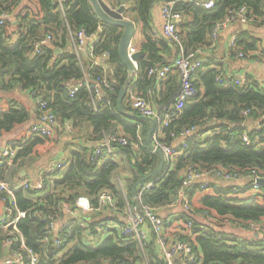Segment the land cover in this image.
<instances>
[{"label":"trees","instance_id":"1","mask_svg":"<svg viewBox=\"0 0 264 264\" xmlns=\"http://www.w3.org/2000/svg\"><path fill=\"white\" fill-rule=\"evenodd\" d=\"M155 1L126 0L124 17L142 24L146 38L142 49L147 53L145 60L137 62L136 80L131 84V76L118 55L121 29L102 24L89 0H64V14L57 0H0V16L10 15V20H2L0 24V140L15 141L18 147L11 165H0V181L17 187L21 180L18 171L37 162L39 152L51 139L31 135L22 142L16 137L10 138L31 116L30 109L17 100L16 91L32 97L38 113L39 99L46 102L47 110L59 123L68 121L78 132L91 128V136L99 141L103 136L119 132L128 141L126 146L113 145L126 162L124 169L113 160L97 165L91 160L94 148L71 143L67 147L68 160L64 169L54 173V178L46 182L41 191L18 187L11 205L6 194L0 192V202L3 198L13 215L17 211L25 213V217L18 220L17 229L26 247L36 254V264H130L143 262L144 256L149 264H164L151 243L143 255L135 240L116 229L106 228L96 241V227L104 228L113 217L100 218V215L91 214L94 217L88 223L84 221L82 228L79 221H87V218L79 216L80 219L73 218L68 226H62L60 232H54L45 221L46 218L61 220L66 208L74 210L78 197H86L95 207L103 191L114 197L118 207H123L124 200L114 179L121 170L127 174V200L133 204V185L157 169L159 157L146 143L151 123L134 110H131L134 117L125 116L124 100H130L128 92L119 109L117 100L119 90L127 84L128 89L136 86L142 91L140 98L149 101L143 91L153 93L157 78L149 72L170 66L160 60V50H166L168 44L184 54H196L199 49L209 48L213 27L226 18L229 10L244 8L254 27L264 26V0H214L211 9H205L197 0H176L171 11L179 13L182 21L177 24L179 40L175 42L152 34L151 9ZM81 29L86 35L98 37L93 58L107 54L110 74L102 66H93L87 61L81 66L71 53L70 35L74 36ZM46 35L52 37L51 44L34 54V43ZM55 49H60L61 54L56 55ZM258 51L257 57L264 61L260 40L249 30H242L230 47L232 57L241 54L242 58L250 59L251 54ZM219 73L204 61L195 75L196 81L193 80V92L179 110L174 105L180 84L171 89L168 97L157 101L160 120L169 116L166 126L156 128L161 129L158 140L162 144L170 146L163 139L170 142L190 129L196 131L183 138L173 163L166 162L159 173L136 188L134 194L137 195L144 183L153 185L142 193V204L157 211L180 205L178 195L189 169L209 173L212 177L218 171L240 178L264 177L263 90L248 80L245 86H238L218 78ZM85 74L93 83L105 79L112 85V90L100 89L101 101H97L96 110L91 104L94 93L87 88H81L73 98L68 97L69 87L81 81ZM152 100L156 104V100ZM247 122L253 125L251 129L246 126ZM243 136L248 138L249 144L243 141ZM209 189L201 191L199 184L184 188L192 209L189 213H166L169 222L165 229L170 241L186 242L192 247L193 261L186 258L185 264H264V240L245 237L236 231L237 224L248 230L251 224L264 229V186H260L258 192L253 191L252 181L248 180L243 187L218 189L209 184ZM197 193L199 197H195ZM221 220L231 227L221 226ZM189 221L193 225L187 233L184 226ZM59 237L62 244L56 248L54 241ZM90 237L94 242L87 245L84 241ZM6 239L7 233L0 228V260ZM16 249L13 245L10 251ZM22 264H27L25 257Z\"/></svg>","mask_w":264,"mask_h":264},{"label":"built area","instance_id":"2","mask_svg":"<svg viewBox=\"0 0 264 264\" xmlns=\"http://www.w3.org/2000/svg\"><path fill=\"white\" fill-rule=\"evenodd\" d=\"M59 5V10L62 14H64L63 11V4L64 0H57ZM116 1V0H115ZM119 1V0H117ZM174 4V2H173ZM170 5L164 6L162 10V17L164 19V26H163V35L166 39L172 40L175 42H178V34H177V24L182 19L181 15L179 13H175L171 11ZM116 6V4H115ZM205 9H211L214 6V0H208L203 4ZM116 9V7H115ZM10 19V15L3 14L0 16V24L3 21H7ZM3 20V21H2ZM251 19H247L246 12L244 8H241L239 10H229L228 15L224 20L221 22H218L212 29V38L216 37V34L226 28L228 25L235 21H240L242 23H247ZM236 38V37H235ZM235 38H233V41L231 45L233 44ZM52 42V37L50 35H46L38 39L34 45H33V53L39 54L41 53L42 49L46 45H50ZM98 42V37L96 35H86L83 29L76 32V34L70 35V50L71 53L75 55V57L78 60V63L83 66L84 62L87 61L90 63V65L93 66H102L104 68V65L106 64V61L108 59L107 54H102L96 58H93V52H94V45ZM136 50L134 47L129 45L128 48V56L135 54ZM238 58H242L241 54L237 55ZM135 71L137 70V63L132 62ZM204 63L202 60L195 59V54H184L183 52L180 53V56L177 57L171 67H162L157 70H151L149 72V75L156 76L158 79H162L166 76L167 72H169L172 69L176 71L179 78V84H180V90L177 94L176 100H175V109L179 110L181 109L184 101L186 100V97L190 95L193 92L192 89V83L195 78V75L198 71V69L201 67V65ZM134 71V72H135ZM133 72V73H134ZM264 73V68H263ZM219 76L218 78H220ZM227 79V77H226ZM229 82H234L236 85L245 86L246 81L244 79H227ZM91 81V78L88 74H85L83 79L77 83H74L72 86L68 89V97L73 98L75 94L81 89V88H87L88 91L94 95H92V107L94 110H96L97 101H101V93L100 89L106 88L108 90H112V85L107 82L105 79L100 80L96 83H93ZM127 92L130 95V89L126 88ZM33 96V95H32ZM130 98L132 99L131 105L132 108L143 118L145 119H151L156 121V125H158L160 128L167 125L169 119L166 117L163 120H160V116L158 114L157 109L145 101L142 98L134 97L130 95ZM39 113L37 116V121L30 127L29 132L31 135L47 139L52 138L55 134V128L57 125V120L53 113L49 110H47V104L46 102L39 99ZM67 130L70 131V127H67ZM194 131V129H190L186 132H184L181 136V138L187 137L191 135ZM161 133V129H156L154 131L152 143L155 148L159 149L165 159L166 162L169 163L179 154L177 149L170 148L171 146H166L162 144L158 140V136ZM243 141L246 144H249V140L246 136H243ZM128 143L127 139L121 134L116 133L108 136H103V138L99 141V144L93 149V153L91 155V160L96 163L97 165H100L105 162L106 156L111 154L112 151L115 149L113 145L118 146H126ZM184 146V144H183ZM18 147L16 142H10L7 143L3 148H0V165H11L13 159L16 156ZM65 167V163H56L51 166L45 167L36 182L30 183V182H22L17 187H11L7 183L0 181V192H4L8 198L9 204L14 203V191L16 188H23V189H32L34 191H41L44 188V185L46 182L51 180L55 175L54 173L62 171ZM209 177V173L205 172H197L195 170L189 169L185 172V178L182 182V189L178 196H180L179 202L180 205L175 206L172 209L179 208L181 211H185L186 213H189L191 210V207L189 203L185 200L184 196V188L189 187L190 185L197 184L196 181L202 180ZM213 177L224 179L226 181H234L239 179L240 177H236L234 175L230 174H223L220 171L214 172ZM247 181H252V189L253 191L258 192L260 185L257 184L258 179H264V177H256L253 176L252 178L243 177ZM200 190L205 191L209 189V184L207 182H203L199 184ZM153 188L152 183H144L141 187L138 188L139 193L136 195H133L134 203H130L128 198L126 196L123 197L124 200V206L118 207L114 197L106 192L103 191L98 195L97 198V205L94 207L90 203V201L86 197H78L74 204V210L71 209H65L67 213H70V218L66 221V223L63 225L64 227L68 226L71 219L73 217L77 216V218L80 219L79 216L87 217L89 214H97V216L103 215V213H108V217H120L121 221L116 219L115 223L112 221H109L107 224H105L104 228L97 226L96 227V237L98 238L99 235L103 233V231L106 228H113L118 230L120 233L125 235L128 239L131 238L135 240L137 245L140 247L143 255L146 249V246L148 244H152L154 248H157L160 252V255L162 257V262L164 264H175L173 261L175 258L178 257H185L188 258L189 261H193V251L192 247L189 243L181 242V241H172L168 243L166 239V229L165 226L169 222V217H166V219L162 218L158 211L154 209L153 207H150L148 205L142 204L140 197L143 192L148 191ZM234 192L236 189H233ZM2 200H4L2 198ZM1 200V203L3 204V213L0 215V228L7 233L8 239H6V242L4 244L5 249H8V253L5 256V259L1 264H22L24 261V257L27 261V264H36L37 263V256L36 254L31 250L28 249L25 245L24 239L20 232L17 229V222L19 219H22L25 217L24 212L17 211L16 215H13V211L10 208V206H5L4 201ZM79 213V214H78ZM77 214V215H76ZM76 218V219H77ZM52 219V218H51ZM57 221L56 219H54ZM83 220V221H82ZM85 219H80V224L82 228L85 227ZM226 225H230L227 221L225 222ZM193 222L189 221L185 226L184 229H186L187 233L191 232ZM237 228H242L240 225H236ZM249 230H253L255 232H258L262 235H264V229H262L259 225H249ZM62 230V226L56 231L60 232ZM96 238V241H99ZM87 245H92L94 242V239L88 238L84 241ZM62 244L61 237L57 238L54 241V245L56 248H60ZM17 246V249L14 251H10L12 247ZM60 254L57 255V258H60ZM130 264H148L145 256L143 262H136V263H130Z\"/></svg>","mask_w":264,"mask_h":264},{"label":"crops","instance_id":"3","mask_svg":"<svg viewBox=\"0 0 264 264\" xmlns=\"http://www.w3.org/2000/svg\"><path fill=\"white\" fill-rule=\"evenodd\" d=\"M103 1L106 4L112 6V8H114V9H115V7L116 8L119 7L117 0L116 1L115 0H103ZM174 1H176V0H156L153 3L152 9H151L152 34L164 37L163 26H164L165 22H164V19L162 17V10H163L164 6L170 5L171 3L173 4ZM177 1H179V0H177ZM197 1L199 2V4L203 5L208 0H197ZM115 2H116V6H115ZM181 21H182V19H181ZM133 23L135 25V33H134V37H133L130 44L132 47H134V49L136 50V53L143 52V57L140 60H142V59L145 60L147 57V53L145 50L142 49V46L146 43V38L143 35V26L140 22L139 23L133 22ZM252 24H253L252 20H250L247 23H242L240 21H235V22L231 23L226 28L220 30L216 34V37L212 38V42H211V45L209 48L205 47V48L199 49L198 50L199 52H197L196 54L194 53V54H195V59L206 61V63L209 64V66L211 68L219 70V72H220L219 75L222 78L226 79V77H227V79H229V78H231V79H244V81H246V80L251 81L254 85H257V87L260 88V90H263L262 92L264 93V73H263L264 61L260 57H257L260 54V52L258 51V52L252 53L251 54L252 58H250V59L238 58L237 56L232 57L230 54V47H231V43L233 41V38H235L242 30H249L254 35H256L257 38L260 40V47L262 46V48L264 50V26L257 28V27H254ZM178 32L179 31L177 28V33ZM180 53L181 52L179 50L176 51L175 48L173 49L171 47V45L168 44V48L166 50L165 49L160 50L158 52V55L160 57V60H165L166 63H170V66H164V67H171L174 60L180 56ZM188 54H190V53H188ZM136 71L130 77L131 78V81H130L131 84H134V82L136 80ZM194 80L196 81V78ZM178 84H179L178 75H177V73H175V70L171 68V70L169 72H167V74L164 78H162V79L156 78L155 79V85H154L155 91L153 93L151 90H148V91L146 90L145 92L143 91V93L147 94V97H148L147 99L149 100L147 102L150 103L151 105L154 106V104H155L152 99H154V101L156 100V104L154 106L156 108L157 103H158L157 101H160V100L162 101L164 98L168 97L170 95L171 89H174V87L177 86ZM130 92H131L130 95L140 98V94L142 91H138L137 87L135 86L134 89H130ZM23 93L24 92L16 91V98L18 101L24 103L30 109L31 116L29 118V121L26 124L20 126L14 132L15 134L12 137H10L11 139L16 137L18 140H21L22 142H24L25 140H27V138L29 136H31L29 129L37 121V116H38L36 103L34 102V100H32V97H28L25 95V93L24 94ZM126 94H127V89H126ZM0 95H1V93H0ZM150 98H151V101H150ZM129 101L131 102L132 99L130 98V100L129 99L124 100V102H125L124 103V105H125V113L124 114L127 117H134L133 114H131L132 113L131 110H134V109L132 108V105H130L131 103ZM166 117L169 119L168 115ZM246 126L251 129L253 125L251 123L247 122ZM67 127H70L71 130L68 131ZM157 127H158V125L155 126L154 130H156ZM55 129L56 130H55V134H54L53 138L50 139L48 141L49 142L48 145H46V147H44L39 152L40 158L38 159V161L35 163H32L31 165L28 164L24 168H22L18 171V177L21 180H18L19 183L17 185H19L20 183L25 182V181L30 182V183H34L38 180L41 171L45 167L54 165L56 163H66L68 160L67 147L70 146L71 143L74 145L78 144L81 146H88L90 148H95L99 144V139H96L94 136H91V133H92L91 128L87 127L86 131L80 130L78 132L77 129L73 128V125L70 122L65 121L64 123H59L57 121V125H56ZM148 133H149V131H148ZM148 133H147V136H148ZM153 135H154V131L152 133L151 143H152ZM89 136H90V138H89ZM147 136H146V139H147ZM163 141L166 144L170 145L171 146L170 148L177 149V147L182 145L183 138L174 139L173 141H170V142H166L165 139H163ZM11 142H13V141H11ZM7 143H10V142H7ZM7 143H5V141L0 140V148H3L5 145H7ZM152 145H153V143H152ZM117 150L118 149L115 148L111 154L107 155L105 161L113 160L115 162H118L122 167L121 169H124V167L126 166V162L122 158V156L119 155ZM173 161H174V159L172 160V163H173ZM159 163H160V159H159ZM172 163H171V165H173ZM114 179H115V182H116V184L120 190L122 198L124 196L127 197V195H128L127 182H126L127 181V174L124 172V170H121L117 174V176H115ZM204 181L207 182V184L215 185L219 189V188H227V187H233V186L243 187V185L245 184V182L247 180L245 178H239V179L234 180V181H226L224 179L209 176L205 179L196 181L195 183L201 184ZM209 191L211 192L210 189H209ZM131 194H132V190H131ZM199 196H200V193H197L195 195V197H199ZM183 197L188 202L187 195L184 194ZM178 200H181L180 196H178ZM177 211L181 212V210L179 208L172 209L171 207L170 208L162 207L159 209L158 213L162 218L166 219V213L177 212ZM2 213H3V204L0 202V215ZM93 215H96V214H93ZM107 215H108V213H103V215H101L100 218H105V217H107ZM77 217H78V215L73 217V218L76 219ZM93 217L94 216L89 214L86 217L87 218L86 222L88 223L89 220ZM68 218H70V213H67L65 210L64 211V217L61 220L55 221L54 219L48 218L51 220V223H50V225H48V227L52 228L54 230V232H56L61 226H63L66 223ZM113 218H115V219L118 218V220L120 222H122L121 218L116 217V215ZM113 218L111 220L113 223H115ZM207 219H208V221L210 220V218H207ZM197 220H200L202 223L204 222L200 217H197ZM219 224L221 226L223 225L224 228L225 227H231L230 225H226V223L224 221L222 222V220ZM113 229H114V227H113ZM236 231L239 232L240 235L245 236V237H255V233H256L253 230L241 229V228H236ZM103 233H104V231H103ZM102 234L99 235L98 238L97 237L96 238L99 240L101 238ZM165 237L168 240V243H170L171 241L169 239V236L166 235ZM4 250H5V247L3 248V251H2V258L0 260V264L3 262V260L5 259V256L7 255V254L3 253ZM154 250L156 252V255H158V258L162 259L159 250L157 248H154ZM185 259H186L185 257H178V258H175V260L173 262L175 264H185Z\"/></svg>","mask_w":264,"mask_h":264},{"label":"water","instance_id":"4","mask_svg":"<svg viewBox=\"0 0 264 264\" xmlns=\"http://www.w3.org/2000/svg\"><path fill=\"white\" fill-rule=\"evenodd\" d=\"M89 2L92 6V9H93L95 16L99 19V21L102 24L109 25V26H115V27H118L121 29V36H120L118 46H117L119 60L124 65V67L126 68V70L129 73V75L131 76L133 74V72L135 71L132 62L137 63L143 57V52L135 53V54L131 55L130 57L128 56V48H129V45H130V43L134 37L135 25L132 21H130L124 17L126 0H119L118 1L119 7L116 9H114V8H112V6L106 4L103 0H89ZM54 52L57 55L61 54V50H59V49H55ZM104 68L108 71V74L111 73L110 67L107 64L104 65ZM127 86L128 85L126 84L125 87L121 88L118 92V100H117L118 109L120 108V104L126 95ZM147 120L149 122H151V128L149 130V133H148V136L146 139V143H147L148 147L158 155V157L160 159V163H159L158 168L153 173H151L147 177L139 180L137 183H135L133 185V187H132V194L133 195L135 193L136 188L142 182L146 181L150 177L159 173L165 165V159H164L163 153L159 149L155 148L151 143L152 133L155 129L156 121L151 120V119H147ZM257 184L260 186H264V179H258ZM45 221H46L47 225H50V223H51L50 219L46 218ZM213 228L216 229V227H214V226H213ZM255 237L258 239L262 238L264 240V235H262L258 232L255 233ZM3 253L7 254L8 249L6 248Z\"/></svg>","mask_w":264,"mask_h":264},{"label":"rangeland","instance_id":"5","mask_svg":"<svg viewBox=\"0 0 264 264\" xmlns=\"http://www.w3.org/2000/svg\"><path fill=\"white\" fill-rule=\"evenodd\" d=\"M52 138H53V137H52ZM52 138H51V139H52ZM207 192H208V191H207Z\"/></svg>","mask_w":264,"mask_h":264}]
</instances>
